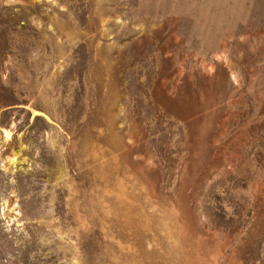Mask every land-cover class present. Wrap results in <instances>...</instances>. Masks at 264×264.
Masks as SVG:
<instances>
[{
  "label": "rangeland",
  "instance_id": "obj_1",
  "mask_svg": "<svg viewBox=\"0 0 264 264\" xmlns=\"http://www.w3.org/2000/svg\"><path fill=\"white\" fill-rule=\"evenodd\" d=\"M0 264H264V0H0Z\"/></svg>",
  "mask_w": 264,
  "mask_h": 264
},
{
  "label": "bare ground",
  "instance_id": "obj_2",
  "mask_svg": "<svg viewBox=\"0 0 264 264\" xmlns=\"http://www.w3.org/2000/svg\"><path fill=\"white\" fill-rule=\"evenodd\" d=\"M14 161H15V158L12 159V162H13V163H14Z\"/></svg>",
  "mask_w": 264,
  "mask_h": 264
}]
</instances>
